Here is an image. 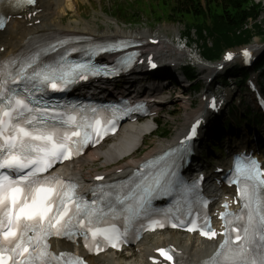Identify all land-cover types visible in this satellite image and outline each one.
Instances as JSON below:
<instances>
[{
  "label": "snow or ice",
  "instance_id": "snow-or-ice-1",
  "mask_svg": "<svg viewBox=\"0 0 264 264\" xmlns=\"http://www.w3.org/2000/svg\"><path fill=\"white\" fill-rule=\"evenodd\" d=\"M5 3L19 8L34 0H0V6ZM4 23L0 16V27ZM67 44L46 41L27 54L0 61V264H83L72 253H52L49 237L82 236L89 250L98 251L101 244L116 247L137 221L157 211L154 199L176 194L177 204L190 217L200 202L195 184L177 182L171 167H158L164 157L145 162L127 181L95 186L91 200L77 194L74 182L50 171L57 162L78 154L93 136L102 138L114 120L96 107L48 99L49 91H66L90 75L110 74L108 66L94 64L92 57L114 48L85 50L88 60L71 61ZM58 48L63 49L58 58L45 59ZM230 183L237 185L240 213H222L225 239L201 264H264V169L251 157H237ZM198 219L199 215L190 221V231ZM199 226L203 235H217L206 219ZM160 251L172 259L171 250Z\"/></svg>",
  "mask_w": 264,
  "mask_h": 264
},
{
  "label": "bare ground",
  "instance_id": "bare-ground-1",
  "mask_svg": "<svg viewBox=\"0 0 264 264\" xmlns=\"http://www.w3.org/2000/svg\"><path fill=\"white\" fill-rule=\"evenodd\" d=\"M78 1L80 0H37L36 8L37 11L33 13L31 11L30 18L24 14L21 18H15L11 20V24L7 27L6 31L0 35V47H3V51H0V54L6 50L13 51L19 47V45L24 41V38L27 34H35L38 32L55 30V31H65V32H80L91 35L97 38H110L115 35H143L145 32H126L118 25L113 29H106L97 31L92 28L88 22H81L82 18L78 9ZM76 7V9L74 8ZM67 10L72 11L76 17H73V20H70L66 23L62 22L64 15L67 14ZM37 19V20H36ZM26 26V27H25ZM188 106V105H187ZM186 106V107H187ZM188 113H186L187 115ZM190 115H187L189 118ZM133 134L129 135L127 132L124 134H117L116 140L110 145L102 146L88 155H84L82 158H79L77 162L73 163L69 169L75 171L79 177L86 179L90 175L91 170H85V165L90 164L100 157L103 160L104 164H114L120 162V160L125 161V163L114 166L113 168L108 169L109 171L121 168L123 166L130 167L136 161L134 158V152L137 150L138 145L143 139V133L148 132L153 128L151 121H144L142 123H137L134 126ZM132 134V136H130ZM177 136V135H176ZM175 136V138H176ZM161 145L156 146L155 148L148 151L144 156L154 153L159 149ZM102 163V162H101ZM102 163V164H103ZM163 236H156V240H162ZM178 244L181 245V248L184 252L191 258L193 261L198 260L202 253L206 250V244H199L197 242L190 245L188 241H178ZM65 247V245H63ZM97 264H126V262H120L118 259H113L112 255L105 257H98L94 260ZM138 264H145L139 262Z\"/></svg>",
  "mask_w": 264,
  "mask_h": 264
},
{
  "label": "trees",
  "instance_id": "trees-1",
  "mask_svg": "<svg viewBox=\"0 0 264 264\" xmlns=\"http://www.w3.org/2000/svg\"><path fill=\"white\" fill-rule=\"evenodd\" d=\"M248 1L205 0L203 7L200 0H158L148 3L136 0L135 10L131 12L118 5L114 10L117 16L128 21L138 20L143 13H149L156 24L180 21L184 23L186 35H190V30L194 29L202 41L203 56L211 58L223 47L246 42L254 34H264V15L260 16L256 6L246 8ZM206 38H209L210 44ZM163 134H167V131Z\"/></svg>",
  "mask_w": 264,
  "mask_h": 264
},
{
  "label": "rangeland",
  "instance_id": "rangeland-1",
  "mask_svg": "<svg viewBox=\"0 0 264 264\" xmlns=\"http://www.w3.org/2000/svg\"><path fill=\"white\" fill-rule=\"evenodd\" d=\"M78 2H79L78 3L79 5H78L77 11H79V13L83 16V18L88 19L90 23L92 24V26L89 24L87 20L81 19L82 20L81 22H84V21L88 22V24L92 28L95 27L94 28L95 30L98 29L97 30L98 32L101 30L109 29V28L113 29L115 28L117 24L118 26L120 25L119 27L125 30L126 32L127 31L128 32H137V31L139 32L140 31L164 32L166 31L168 33L174 32L175 34H178V33L180 34L183 30L182 25L179 23H162L160 25L158 24V25L153 26L149 18H146L145 16H143L141 20L138 21L136 24H129V23L121 22V21H115L112 18L105 19V17L102 15L101 11L99 10V7L96 5V3L98 4L99 0L85 1L84 4L81 5V8H80V1ZM111 3H112V0H101V4L105 8H109ZM72 16L74 15L70 13L69 16L65 18V20L62 19V22L63 21H64L63 23L68 22L67 20L71 19ZM71 20H73V18ZM151 27H152V30H150ZM194 47H195V43L193 42L192 48ZM184 72L186 73L188 77L192 78L195 71L193 67H186L184 68ZM171 101H173L172 102L173 105L168 106L166 113L163 114V117L162 116L160 117L161 118V129L162 128L169 129L170 131L169 136H166L165 138H159L154 133L150 136H147L145 138V141L140 151L137 154H135L136 157L139 158L142 155H144L146 152H148L149 150L160 145L161 143L171 140L174 137V135L177 133L179 128L181 127L185 119V109L184 107L181 106L179 102L175 101V98L174 99L171 98ZM194 104L195 102L192 101V107H194ZM102 165L104 164H102L101 162H98L96 164H91L87 167L94 168V167H101ZM128 260H129L128 264H138L139 262H141L136 257H130L128 258Z\"/></svg>",
  "mask_w": 264,
  "mask_h": 264
}]
</instances>
